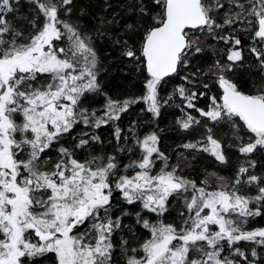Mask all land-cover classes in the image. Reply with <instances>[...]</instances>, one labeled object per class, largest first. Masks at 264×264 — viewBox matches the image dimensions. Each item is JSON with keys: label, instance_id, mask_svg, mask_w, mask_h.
<instances>
[{"label": "snow or ice", "instance_id": "1", "mask_svg": "<svg viewBox=\"0 0 264 264\" xmlns=\"http://www.w3.org/2000/svg\"><path fill=\"white\" fill-rule=\"evenodd\" d=\"M0 264H264V0H0Z\"/></svg>", "mask_w": 264, "mask_h": 264}]
</instances>
